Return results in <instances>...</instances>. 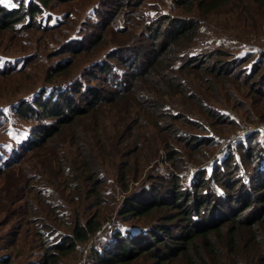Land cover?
I'll use <instances>...</instances> for the list:
<instances>
[{
  "label": "trees",
  "instance_id": "obj_1",
  "mask_svg": "<svg viewBox=\"0 0 264 264\" xmlns=\"http://www.w3.org/2000/svg\"><path fill=\"white\" fill-rule=\"evenodd\" d=\"M55 1L20 0L12 8L0 3V28L12 33L62 29L63 24L53 29L37 22ZM148 1L100 0L99 19L86 36L67 32L61 51L72 54L47 68V81L68 79L13 102V113L32 127L13 146L12 157L0 162V178L7 174L0 212L11 211L14 200L24 215L40 208L58 218L56 201L64 198L54 191L64 195L62 186L73 187L81 201L104 204L103 186L109 181L104 159L118 156L119 184L126 192L121 222L108 231L95 212L64 221L66 231L48 223L51 231L37 232L45 238L37 264H60L97 232L105 236L91 248L89 264H264V129L248 131L236 146L229 143L218 159L222 130L210 128L237 126L224 107L231 101L252 117L250 122L264 124V39L242 56L216 45L195 51L201 18L159 9L152 15ZM174 2L207 14L221 0ZM249 4L264 7V0ZM89 53L95 55L71 77L77 59ZM30 61L25 57L20 71ZM162 152L166 169L133 187L147 165L160 163ZM187 159L197 167L190 186L180 176L188 173ZM12 191L19 200L9 198ZM46 193L56 201L47 205ZM150 218L154 223L138 224ZM43 220L38 226L47 225ZM9 263V255L0 259Z\"/></svg>",
  "mask_w": 264,
  "mask_h": 264
},
{
  "label": "rangeland",
  "instance_id": "obj_2",
  "mask_svg": "<svg viewBox=\"0 0 264 264\" xmlns=\"http://www.w3.org/2000/svg\"><path fill=\"white\" fill-rule=\"evenodd\" d=\"M19 1L0 0V3L7 8H12ZM148 2L150 7H146V10L150 11L152 15L159 9L181 17L201 18L199 21H201L200 28L202 33L196 40L195 51L205 46V44L209 48L216 45L227 50L229 53L231 51L235 55L242 56L251 50L255 44L262 45L261 43L264 39V7L256 4L251 5L249 4V0H221L207 14H204L202 9L189 11L188 8L178 5L174 0H149ZM100 6V0H57L44 8V12L38 17L37 22L41 24L42 28L53 26V29L63 24L62 29L55 28L53 31L46 32L43 31L45 29L29 28L23 32L12 33L9 29L0 28V70L8 71L7 74L0 75V162H4L12 157L13 153H10V151L13 146L17 147L23 139L27 138L32 127L31 123L13 113L11 105L24 94L30 96V94L36 92L44 84H59L68 79L66 77L63 78V75L47 81V68L54 62L57 63L60 59H67L72 54L70 51H61V45L63 46V42H66L65 36L67 32L72 31L70 37L86 36L91 24H94L99 19L98 8ZM120 22L122 20L118 19V23ZM114 44L111 46H115ZM105 51L103 50L102 52ZM94 55L93 53H89L85 59L79 61L77 59L76 64L78 63V66L74 68L70 76H78L81 69ZM27 56L31 58V61L20 71ZM17 67L21 68L17 69ZM212 103L216 104L217 101L214 100ZM224 105H226L224 107L227 108L225 110L228 111L226 114L229 120L234 121L237 126H240L237 128V126L224 124L221 127L213 125L210 127L211 129L221 128L222 130L218 132L220 141L223 140L221 154L218 153V157L216 156L218 159L224 157L222 155L225 154L227 147H229L228 144L232 142L236 146V141L244 137L247 134L246 131L253 128L264 129L263 123L250 122L249 119L252 117H249L239 107L233 108V101H231V104L226 103ZM6 116L9 117V120ZM4 121L5 124H3ZM65 133H73V130L67 129ZM211 134L215 135L214 131ZM259 136V138L262 137L261 135ZM4 143L7 144L3 146ZM184 150L187 151L185 148ZM66 152L69 157L73 155V150L69 145ZM75 152H77L76 149ZM107 152H109L108 148ZM162 153L160 163L156 159L147 165L143 170L141 180L131 183L133 187L141 186L143 178L148 174L157 175L166 169L165 165L167 163L162 162L165 159L164 152ZM39 157L42 158L43 156ZM37 159L34 158L31 161V165ZM187 161L189 162L188 173L185 176L180 174V176L183 177L185 185L189 186V179L191 180V175L197 167L193 166L189 159ZM210 161H207L205 164H209ZM104 162L106 178L109 180L103 186L104 204L100 205L99 199L83 198V201H81L75 198L76 195H74L73 187L71 186H62L65 192L64 195L59 190L54 191L55 195L64 198L60 201L52 199L54 195L46 193L45 198L47 202L45 203L47 205L52 201L57 202L58 218L40 208H38L37 213H26L24 215L25 211L19 209V203L16 204L12 200L10 204H12L13 209L11 211L0 212V259L9 255V264H37L43 252L41 247L45 244L43 234L39 233L40 235H37V232H42L43 230L47 232L51 231L49 224L56 225L61 231H66L68 228L64 221L72 220L76 215L87 218L96 212L99 218L104 221L103 227H107L108 231L112 230L117 223H120L121 219L118 216L119 208L124 201L126 192L121 190L119 184L118 156H106ZM209 171H211V168ZM5 173H8V171L5 170ZM6 175L0 178V187L3 185ZM35 192V190L31 191V196ZM15 193L14 191L11 194L9 192V198L19 200L18 197L15 198ZM36 202L39 204L38 206L43 204L38 200ZM43 219L46 220L47 225L38 226V224H41V221L45 222ZM144 221L138 224L154 223L152 218L145 219ZM36 225L38 229L40 227L39 230H36ZM107 234L108 232L106 236ZM99 235L100 237H98ZM104 236L103 233L97 232V236L92 237L87 243L80 245L72 254L62 258L60 264H89L91 248L94 244H101Z\"/></svg>",
  "mask_w": 264,
  "mask_h": 264
},
{
  "label": "built area",
  "instance_id": "obj_3",
  "mask_svg": "<svg viewBox=\"0 0 264 264\" xmlns=\"http://www.w3.org/2000/svg\"><path fill=\"white\" fill-rule=\"evenodd\" d=\"M253 129H255V128H253ZM253 129H250V130H253ZM250 130H248V131H250ZM248 131H246V132H248Z\"/></svg>",
  "mask_w": 264,
  "mask_h": 264
},
{
  "label": "bare ground",
  "instance_id": "obj_4",
  "mask_svg": "<svg viewBox=\"0 0 264 264\" xmlns=\"http://www.w3.org/2000/svg\"><path fill=\"white\" fill-rule=\"evenodd\" d=\"M189 183V182H188ZM190 186V185H189Z\"/></svg>",
  "mask_w": 264,
  "mask_h": 264
}]
</instances>
